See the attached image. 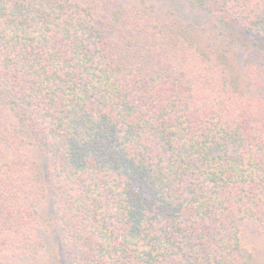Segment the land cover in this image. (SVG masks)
<instances>
[{"label": "trees", "instance_id": "16d2710c", "mask_svg": "<svg viewBox=\"0 0 264 264\" xmlns=\"http://www.w3.org/2000/svg\"><path fill=\"white\" fill-rule=\"evenodd\" d=\"M0 264H264V0H0Z\"/></svg>", "mask_w": 264, "mask_h": 264}]
</instances>
